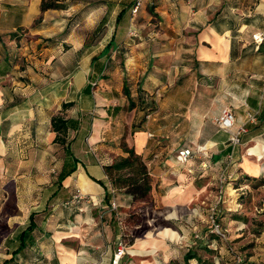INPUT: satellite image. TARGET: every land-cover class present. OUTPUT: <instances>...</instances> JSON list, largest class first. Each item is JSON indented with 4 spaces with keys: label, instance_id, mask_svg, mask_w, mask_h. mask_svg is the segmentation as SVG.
<instances>
[{
    "label": "crops",
    "instance_id": "1",
    "mask_svg": "<svg viewBox=\"0 0 264 264\" xmlns=\"http://www.w3.org/2000/svg\"><path fill=\"white\" fill-rule=\"evenodd\" d=\"M100 1L85 13L95 2L79 0L66 9L42 11V0H0V181L14 185L12 192L3 187L6 199L1 208L8 197L15 198L18 211L25 213L16 229L26 226L29 214L36 213L39 235L32 243L40 258L32 257L40 264H112L124 232L122 221L114 219L104 226L97 212L111 210L103 184L105 165L123 155L118 142L109 147L105 141L123 135L120 128L107 131L113 123L120 125L128 104L125 73L117 56L120 41L130 39L132 29L136 38L124 66L133 96L139 87L149 91L151 81L168 95L172 74L177 85L184 70L194 69L192 115L197 121L191 140L181 135L160 141L156 137L171 132L172 126L157 129L146 121L132 132L143 115L133 109L131 147L147 162L150 197L155 198L153 206L143 207L149 200L130 205L116 196L123 219L143 207V219L133 236L156 221L189 213L185 196L218 181L230 153L233 159L227 171L233 179L241 174L264 175V40L256 44L252 38L264 32V0H154L156 15L145 2L136 16L130 14L135 0ZM123 7L127 15L117 21ZM101 22L107 27L102 39L89 44V32ZM110 57L111 70L104 71ZM151 69L162 71L159 79L151 76ZM68 102L73 106L63 111ZM227 106L235 113L236 127L247 126L236 146L215 122ZM57 114L73 120L65 145L55 141L52 118ZM250 115L255 120L249 121ZM183 148L205 150L211 168L200 167L199 154L179 164L176 154ZM61 172L67 175L57 187L54 182ZM77 189L90 194L95 204L65 207L62 202ZM168 230L160 234L169 235ZM165 257L162 264L173 261ZM130 262L136 264L134 258Z\"/></svg>",
    "mask_w": 264,
    "mask_h": 264
},
{
    "label": "rangeland",
    "instance_id": "2",
    "mask_svg": "<svg viewBox=\"0 0 264 264\" xmlns=\"http://www.w3.org/2000/svg\"><path fill=\"white\" fill-rule=\"evenodd\" d=\"M149 72L157 79L162 74L161 70L156 69H151ZM195 76L194 69H186L176 85L174 74H172L171 84L167 88L168 95L159 90V83L151 81L149 91H146L148 94L146 100L153 104L149 106L150 113L146 116V121L152 124L153 128L161 129L164 125L173 128L171 132L160 134L163 136L158 135L156 138H160V141L167 138L176 139L181 135L184 139H192L193 126L197 124L192 115V93L196 89ZM153 107L154 110H151L150 108ZM136 108L140 110V106ZM133 114V109L127 110L120 118V125L113 123V129L107 131L120 128L130 147L129 122ZM142 116H139L135 122H139ZM175 128H182L183 133L175 132ZM123 141L122 137L113 139L109 136L105 142L112 147L115 142L120 145ZM255 182L245 179L243 183H240L232 178L220 191L218 181L215 180L211 185H206L204 189L194 192L193 195L189 192L185 196L189 213L179 219L156 221L151 227L134 236L137 222L140 223L143 219L141 215L143 207L153 206L154 197H150L148 206H143L142 209L139 206L133 212H129L122 208L124 212L128 211L132 215L129 219L122 218L125 214L120 212L121 208L117 202L115 210L99 211L97 217L104 226L114 219L122 221L124 232L117 241V248L120 242L126 247L125 254L119 262L122 264H131V258H134L136 264H151L153 261L156 264H162L165 262L166 254L178 264L186 262L190 264H264V185L255 186ZM7 184V181H0V201L3 194L4 201L6 199L3 187L12 192L13 183ZM71 198L72 196L66 201H70ZM73 204L81 205V203H70L68 206L72 207ZM1 206L2 204H0V264H3V260L8 257L4 241L14 233L18 222L24 219L25 213L18 211L15 198L12 196L8 197L4 207L1 208ZM215 224L219 225L220 232L216 230ZM166 227H169V235L160 234ZM154 249L157 250L156 253L153 252ZM124 257L126 260L122 262ZM28 262L27 264L37 263L30 260Z\"/></svg>",
    "mask_w": 264,
    "mask_h": 264
},
{
    "label": "trees",
    "instance_id": "3",
    "mask_svg": "<svg viewBox=\"0 0 264 264\" xmlns=\"http://www.w3.org/2000/svg\"><path fill=\"white\" fill-rule=\"evenodd\" d=\"M100 2L101 1L99 0L98 2L92 3L84 10V12L89 13V11L93 9L94 7H96L97 5H99ZM153 2L154 0L152 2H146V3L148 4L149 12L152 13L153 15H156L154 12L155 5ZM77 3H79V0H69L68 2L66 0H42L41 10L46 11L49 9H66ZM132 6L130 7L131 15H132V12H131ZM126 12H127V8L125 7L121 8L117 15V21H120ZM106 28L107 27L105 26L104 22H101L95 27V29L89 32V35H88L89 44L94 45L98 41H100L105 33ZM11 35L17 39H20V36L17 33H13ZM20 35L25 37L26 35L25 29L20 30ZM135 38L136 36L132 35L130 39H122L119 43L120 50L117 56L121 62V67L125 73L123 77V80H124L123 92L128 98V104L123 108V110L126 112L127 110H132L136 108L137 106H140V111L143 112L142 119L139 122H135L132 125V132L139 130L142 127V125L146 122V116L150 113L149 106L150 104H153V102H150V103L147 102L146 96L148 94L141 87H139V89L136 91L138 92V94L133 96V93L135 92V90L128 84L129 77L127 76V73L125 70L124 58L126 56L128 47H130L133 44ZM114 43H115L114 40L108 43L107 51L110 50V48L114 45ZM105 53H108V52H105ZM111 60H112V57L109 58L107 67L104 71L111 70V67H110ZM100 71L101 70H99V68H96L97 73H100ZM71 106H73V102L64 103L63 111L68 109ZM150 109L154 110V107ZM72 124H73L72 119L70 118L66 119L65 116L61 114H57L53 116L52 127H53V130L57 133L56 140H55L56 142H59L62 145H65L67 143V135H68L69 130L72 129ZM122 139L124 141L122 144H120V148L123 152V155L115 158L112 163L105 165L107 181L103 182V184L106 187V197L109 199L110 208H111L112 202L115 201L117 195H119L120 199H122L126 204L133 205L140 201L149 200L150 192L152 190V176L149 172V168H148L146 160L144 159L142 154L138 153L135 150L134 147H130L127 144L125 134L122 135ZM66 175H67V172H61L58 175L57 180H55L54 182L57 187L61 186L62 181L66 177ZM245 179L256 181L254 184L255 186L264 185V175L259 176V177H253V176H249L246 174L245 175L241 174L234 178V180H237L240 183H243ZM4 198H5V195L4 194L1 195L0 204L3 203ZM65 202L66 200L62 202L63 205L65 207L71 208L70 206L65 205ZM74 205L75 204L72 205V208L75 207ZM126 217L127 219H129L132 217V215L128 214ZM27 221H28V224L26 226L17 228L14 231L13 235L10 238H8L6 242L4 243L5 248H6V254L8 255V257H6L3 260L2 262L3 264H27L29 263L28 260H30L31 262H37L36 264L41 263V262L39 263L37 259L34 260L33 258V257L40 258L36 248L34 247L32 243L34 240L33 238L39 235V232H38L39 229H38V225L36 221V213L31 212L28 216ZM30 251H31L30 256L23 258L22 254L24 252L30 253ZM170 264H178V262L173 260L170 262ZM183 264H190V263L186 262Z\"/></svg>",
    "mask_w": 264,
    "mask_h": 264
},
{
    "label": "built area",
    "instance_id": "4",
    "mask_svg": "<svg viewBox=\"0 0 264 264\" xmlns=\"http://www.w3.org/2000/svg\"><path fill=\"white\" fill-rule=\"evenodd\" d=\"M153 0H135L131 9L132 16H136L143 6L145 2H152ZM131 35H135V30L132 29L130 31ZM253 40L255 41L256 44L261 43L264 40V32H257L252 35ZM255 120V117L253 115L249 116V121ZM215 122L217 126L225 131L228 132L229 135V143L232 146H236L241 143V136L247 132V126L246 124H241L238 127H236V116L231 107H223L221 110V113L216 117ZM196 154H199L202 159L200 166L203 169H209L211 168V163H210V155L205 151L201 150L199 152H195L191 148H183L180 149L177 154H176V160L179 164H187L190 160H192ZM233 159V154L230 153L227 155V165L224 166L223 168L220 169V173L218 176V184H219V189L222 191L225 187V184L232 179V174L229 173L227 170L229 166L232 163ZM87 203V204H95L94 198L85 192H83L81 189H77L76 192L73 194L72 198L70 201H66L65 205H69L70 203ZM117 207V203L115 201L112 202L111 205V210H115ZM215 228L218 232H220L219 225L215 224ZM125 245L120 242L119 246L117 248V251L114 254L113 258V264H119L120 259L122 256L125 254Z\"/></svg>",
    "mask_w": 264,
    "mask_h": 264
}]
</instances>
